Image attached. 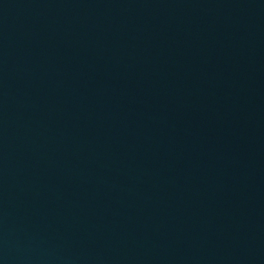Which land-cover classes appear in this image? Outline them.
I'll use <instances>...</instances> for the list:
<instances>
[{
    "label": "water",
    "instance_id": "1",
    "mask_svg": "<svg viewBox=\"0 0 264 264\" xmlns=\"http://www.w3.org/2000/svg\"><path fill=\"white\" fill-rule=\"evenodd\" d=\"M0 264H264V0H0Z\"/></svg>",
    "mask_w": 264,
    "mask_h": 264
}]
</instances>
